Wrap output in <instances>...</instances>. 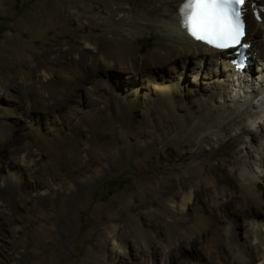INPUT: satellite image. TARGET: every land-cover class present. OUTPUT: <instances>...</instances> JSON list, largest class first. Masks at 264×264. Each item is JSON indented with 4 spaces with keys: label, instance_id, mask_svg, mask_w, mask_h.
Returning a JSON list of instances; mask_svg holds the SVG:
<instances>
[{
    "label": "bare ground",
    "instance_id": "6f19581e",
    "mask_svg": "<svg viewBox=\"0 0 264 264\" xmlns=\"http://www.w3.org/2000/svg\"><path fill=\"white\" fill-rule=\"evenodd\" d=\"M127 1L112 5L117 27L99 43L94 37L62 43L13 67L0 58V264H37L30 259L41 261L39 242L75 240L73 211L83 216L95 208L83 193L115 169L146 160L159 145L190 136L201 137L198 161L178 174L171 191L168 178H161V209L143 217L151 202L129 194L130 209L120 216L114 197L93 210L106 223L116 209L110 218L120 233L108 257L109 229L87 234L81 264H207L201 251L210 264H264V108L232 134L246 113L240 102L249 99L248 106L258 108V99L264 101V0L245 7L254 65L242 71L227 52L186 34L181 0ZM46 15L38 4L19 20L31 18L34 28ZM115 76L121 84H112ZM18 81L23 97L8 92L9 100L6 90L21 92ZM30 197L34 204L20 218L28 216V225L16 218V208Z\"/></svg>",
    "mask_w": 264,
    "mask_h": 264
},
{
    "label": "rangeland",
    "instance_id": "374dc122",
    "mask_svg": "<svg viewBox=\"0 0 264 264\" xmlns=\"http://www.w3.org/2000/svg\"><path fill=\"white\" fill-rule=\"evenodd\" d=\"M0 2L3 6V14L0 17V58L3 59L6 58L7 59L6 62L12 64L11 66L13 67L14 65L18 64L20 61L28 62L31 58H39V56L45 54L44 52L46 51V49L59 48L60 45H62V43L67 44L68 42L71 41H79L86 38L88 39L89 37L91 38L94 37L93 39L98 43L101 42V40L103 41L106 37H108L107 35L109 29L117 27V21L116 18L113 16V12H112L113 9L112 5L114 3L122 5V4H126L128 1L127 0H0ZM38 4L41 5V9L47 14L46 15L47 18L45 19L44 22H42L39 26L33 28L30 27L32 24L31 18L26 17L25 20L23 21L19 20L20 17H25L26 15H28L29 11L32 10V8L37 6ZM24 64L27 66V63ZM193 65L194 64H191L190 66L191 72L193 71L194 68ZM253 65L254 63L252 62L251 67ZM100 74H101L100 75L101 78L105 75V73H100ZM108 76L105 77L106 82L110 81V77ZM254 77L256 78L258 77V75L255 73L253 75V78ZM10 79L11 81L15 80V78H10ZM116 79L117 76H115L112 79L113 82L112 84L114 83L117 85L121 84L120 79H118L119 81ZM254 82L255 81H253L252 83ZM17 87L20 89L21 91L20 93L16 91L14 92V91L6 90L5 95L9 100L11 94L19 98L23 97L22 82L18 81ZM255 87H257V84L255 85ZM8 92L11 94L7 95ZM105 92L106 90L104 91V93ZM234 94L235 92H233V95ZM178 98L180 99V97ZM189 98H192V96H189ZM242 102H240L242 109L244 108L243 110H246V113L244 114V120L241 121V123L239 122L240 125L238 124L236 127H234V131H232V134H236V132L239 130V127H242L243 124H245V121L250 122L249 120L251 115H255V113L260 111L262 107L264 108V104H263L264 101H262L261 99H258V101L256 102V105H260V103L262 102L260 105L261 107L258 106V108L249 107L248 105L251 106L249 99L248 100L243 99ZM187 103L193 104L194 101L189 99ZM21 110H23V108H17L18 112ZM38 117L42 119L44 115L39 114ZM185 139L182 142L183 144L176 143L169 145L166 144L159 145L156 148V150H153L154 152L149 153L150 155L146 160L145 158L147 156L137 161L136 163L133 162L126 164L124 167H122V169H115L111 177H109L108 180H106L98 187H96V189H94L92 193L89 194L83 193L82 196L84 201L91 200L92 202H94L93 206L95 208L90 210V213L83 216H81V213L78 212V210L73 211L71 224L73 226L75 240L70 241L69 244L67 243L58 244L56 243V241L54 242L53 238L48 237L46 241L39 242L38 244L39 247L38 251L39 253H41V258H42L41 261L34 259H30V261L32 262L35 261V263L37 264H42L44 260L53 259L55 264H81L78 254L81 250V247L83 246L82 244L84 243L87 234L89 233L93 234L98 230L105 228L109 229L110 234H106L105 236L104 253L106 254V257L111 256V254L114 253L113 241L116 240V238L114 237V233L115 234L120 233L119 230L120 227L115 228L114 222H112L110 218V216H113L114 213H116V209L113 210L114 212L111 213L112 215L108 216L106 214L107 219L110 221L109 222L107 220L108 222L106 223L101 222L99 216L97 215L95 216L94 214H92L93 210L99 209L103 204L111 205L112 199L114 197L115 199L119 200V204L118 203L117 204H118L119 216H120L125 212V210L130 209V201L126 200L125 198L129 194L130 196L133 194L134 195L137 194V196L138 195L140 196L139 199H142V201L151 202V206H149L147 209H144L142 211L141 215L143 217L144 216L147 217L150 214V209L152 211H157L158 209H161L159 204H163V200H164L162 197L164 195V192H161L160 189L161 178H168V183L171 184V182L177 179L178 174H183L189 168V166H191L194 162L198 161L195 159L194 154L197 151L201 137L190 136ZM247 140L250 141L251 139H247ZM211 142L214 143V141L212 140ZM20 146L18 144L16 147H20ZM6 160L7 159L4 158L5 162ZM9 162L11 163V160H9ZM158 173L161 176L160 179H153L149 177L151 175ZM22 174L25 175L24 172H22ZM74 180L76 183H78L76 179ZM143 185L146 186L148 190L147 195L148 193H150L152 198L150 197V195L145 197L143 195L144 193H141L142 192L141 186ZM175 186H177L176 183L171 184L170 191ZM9 198H10L9 196L4 197V199L6 200H9ZM27 200L22 201L21 206L16 208V213H17L16 218L20 219L22 218V216L27 215L26 210L34 204L31 197L28 198ZM111 207L114 208V205ZM256 214L258 213H255L254 215ZM149 219H151V217ZM20 220L22 221L23 224L26 223L30 225L28 216H26V219L23 218ZM8 223L10 224V221L8 220L5 221V224ZM244 226H245L244 222H242L240 227L241 232L244 230L243 228ZM239 234L241 236L243 235V233L240 232ZM6 236L8 237V234H6ZM8 241H10L9 238ZM254 243L257 244V240ZM134 252L135 251L133 249V257H134ZM201 253H202L201 254L202 257L205 258L203 259L206 261V263L210 264V260H208L205 257L206 254L202 251ZM33 254L35 255V251L33 252ZM141 260H143V257L141 258ZM131 261L132 258L131 260H129V263Z\"/></svg>",
    "mask_w": 264,
    "mask_h": 264
},
{
    "label": "snow or ice",
    "instance_id": "6c2138e0",
    "mask_svg": "<svg viewBox=\"0 0 264 264\" xmlns=\"http://www.w3.org/2000/svg\"><path fill=\"white\" fill-rule=\"evenodd\" d=\"M246 0H181L179 24L193 40L224 50L241 44ZM253 17L260 19L256 11Z\"/></svg>",
    "mask_w": 264,
    "mask_h": 264
}]
</instances>
